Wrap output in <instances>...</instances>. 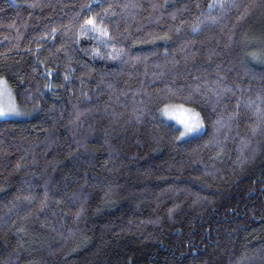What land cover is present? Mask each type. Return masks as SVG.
Wrapping results in <instances>:
<instances>
[{
  "label": "trees",
  "instance_id": "1",
  "mask_svg": "<svg viewBox=\"0 0 264 264\" xmlns=\"http://www.w3.org/2000/svg\"><path fill=\"white\" fill-rule=\"evenodd\" d=\"M263 48L264 0H0V264H264Z\"/></svg>",
  "mask_w": 264,
  "mask_h": 264
},
{
  "label": "rangeland",
  "instance_id": "2",
  "mask_svg": "<svg viewBox=\"0 0 264 264\" xmlns=\"http://www.w3.org/2000/svg\"><path fill=\"white\" fill-rule=\"evenodd\" d=\"M259 46H262V44H260ZM264 49V48H263ZM10 106L15 108V111H8L6 112L4 115H0V119L3 118H20V117H24L26 115L29 114V110H27L26 108H23L21 106H19L16 101L15 98L13 96L11 87L8 85L7 81L3 78H0V108H9ZM169 106V111H174V115H166L165 114V107ZM162 108L161 110V116L164 120L173 123L174 125H176L179 128V133H180V137L181 138H189L192 136L197 135L201 130H202V122L200 120V127L197 128L195 131L192 132H187L185 135L181 136V132L185 131L184 125L182 123H180V119H182L183 117H180V113L178 110V106H181L180 104H168ZM184 109L190 110L189 114L191 113H197L195 110L182 105Z\"/></svg>",
  "mask_w": 264,
  "mask_h": 264
},
{
  "label": "snow or ice",
  "instance_id": "3",
  "mask_svg": "<svg viewBox=\"0 0 264 264\" xmlns=\"http://www.w3.org/2000/svg\"><path fill=\"white\" fill-rule=\"evenodd\" d=\"M221 7H223V5H221ZM86 23L93 24V21L89 19ZM104 34L106 35L107 33ZM178 110L180 113V117H183L182 119H180V123H182L185 128V131L181 132V136L185 135L187 132L195 131L197 128L200 127L198 113L189 114L190 110L184 109L182 105L178 106ZM8 111H15V108L12 106L7 109L0 108V115H4ZM164 111L166 115H174V111H169V106H166Z\"/></svg>",
  "mask_w": 264,
  "mask_h": 264
}]
</instances>
